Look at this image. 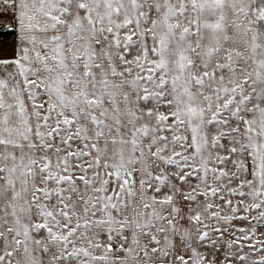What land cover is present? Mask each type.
<instances>
[{
  "label": "snow or ice",
  "instance_id": "6c2138e0",
  "mask_svg": "<svg viewBox=\"0 0 264 264\" xmlns=\"http://www.w3.org/2000/svg\"><path fill=\"white\" fill-rule=\"evenodd\" d=\"M0 264H264V0H0Z\"/></svg>",
  "mask_w": 264,
  "mask_h": 264
}]
</instances>
